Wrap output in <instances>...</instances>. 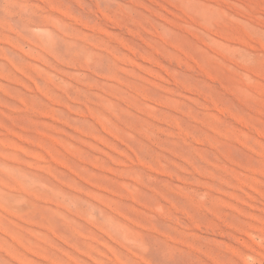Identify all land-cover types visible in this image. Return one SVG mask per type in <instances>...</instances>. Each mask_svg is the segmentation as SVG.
<instances>
[{"label":"rangeland","instance_id":"obj_1","mask_svg":"<svg viewBox=\"0 0 264 264\" xmlns=\"http://www.w3.org/2000/svg\"><path fill=\"white\" fill-rule=\"evenodd\" d=\"M0 264H264V0H0Z\"/></svg>","mask_w":264,"mask_h":264},{"label":"bare ground","instance_id":"obj_2","mask_svg":"<svg viewBox=\"0 0 264 264\" xmlns=\"http://www.w3.org/2000/svg\"><path fill=\"white\" fill-rule=\"evenodd\" d=\"M105 132V131H104ZM12 239V238H11Z\"/></svg>","mask_w":264,"mask_h":264}]
</instances>
